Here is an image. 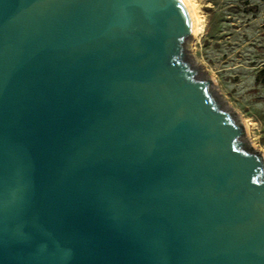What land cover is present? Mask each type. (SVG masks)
Here are the masks:
<instances>
[{
    "label": "water",
    "instance_id": "1",
    "mask_svg": "<svg viewBox=\"0 0 264 264\" xmlns=\"http://www.w3.org/2000/svg\"><path fill=\"white\" fill-rule=\"evenodd\" d=\"M193 33L185 0H0V264H264V154Z\"/></svg>",
    "mask_w": 264,
    "mask_h": 264
},
{
    "label": "rangeland",
    "instance_id": "2",
    "mask_svg": "<svg viewBox=\"0 0 264 264\" xmlns=\"http://www.w3.org/2000/svg\"><path fill=\"white\" fill-rule=\"evenodd\" d=\"M189 1L199 19L191 56L264 154V0Z\"/></svg>",
    "mask_w": 264,
    "mask_h": 264
},
{
    "label": "bare ground",
    "instance_id": "3",
    "mask_svg": "<svg viewBox=\"0 0 264 264\" xmlns=\"http://www.w3.org/2000/svg\"><path fill=\"white\" fill-rule=\"evenodd\" d=\"M185 2L187 3V5L189 6L190 10H191V13H192V16H193V20H194V33L195 34L198 29H199V19L195 13V10L193 8V6L191 5L190 1L189 0H185Z\"/></svg>",
    "mask_w": 264,
    "mask_h": 264
},
{
    "label": "trees",
    "instance_id": "4",
    "mask_svg": "<svg viewBox=\"0 0 264 264\" xmlns=\"http://www.w3.org/2000/svg\"><path fill=\"white\" fill-rule=\"evenodd\" d=\"M260 72H264V71H260Z\"/></svg>",
    "mask_w": 264,
    "mask_h": 264
}]
</instances>
